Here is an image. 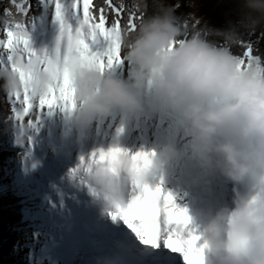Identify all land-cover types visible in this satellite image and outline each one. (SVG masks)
Returning a JSON list of instances; mask_svg holds the SVG:
<instances>
[{"label": "clouds", "instance_id": "9594fccd", "mask_svg": "<svg viewBox=\"0 0 264 264\" xmlns=\"http://www.w3.org/2000/svg\"><path fill=\"white\" fill-rule=\"evenodd\" d=\"M249 8L247 26L255 27L264 21V3L254 0ZM174 9H145L133 29H122L119 70L71 66L78 137L113 116L156 117L165 133L147 163L122 151L86 179L102 201H122L130 183L165 165L189 164L220 177L232 194L191 213L203 264H264V55L233 52L234 31L223 34V43L200 32L185 36ZM52 83L43 67L26 84L10 68L0 70L5 95L27 87L39 97Z\"/></svg>", "mask_w": 264, "mask_h": 264}, {"label": "snow or ice", "instance_id": "6c2138e0", "mask_svg": "<svg viewBox=\"0 0 264 264\" xmlns=\"http://www.w3.org/2000/svg\"><path fill=\"white\" fill-rule=\"evenodd\" d=\"M20 10L25 14L26 21L21 25L0 23V66H7L20 73L22 78L43 66L48 58L46 48H36L33 33L36 32L37 16L32 13V0H17ZM36 10L40 13L41 32L45 19L51 14L58 25L59 34L55 42L57 53L80 57L87 55L95 61L101 71L113 64H122L120 51L114 48L115 34L125 27H135L137 19L141 18L130 10L124 0H36ZM246 53L250 49L245 50ZM66 100L63 87H54L48 95L38 100L28 93L21 96L6 98L9 112L22 130L15 143L17 147L32 155L36 151V140L30 135L31 125L24 127V122L33 116L34 112L41 115L47 112L49 116ZM46 109V111H44ZM30 141V143H29ZM13 143V141H11ZM147 163V156L139 153ZM136 157H134L135 159ZM27 170V156L24 157ZM57 199H60L58 196ZM53 200L46 196L49 209H63L64 202ZM161 199L163 206H161ZM113 222H119L133 233L141 243L154 248L157 252H167L179 260L180 264H203L202 249L198 247V234L188 231L190 217L184 208L177 207L171 194L162 192L159 185L146 186L143 192L134 195L127 204L117 205L114 212L109 213ZM44 235L41 231L34 232V241L38 243ZM48 240L34 248L33 264H49ZM35 245V244H34ZM166 257H153L151 264H164Z\"/></svg>", "mask_w": 264, "mask_h": 264}, {"label": "rangeland", "instance_id": "374dc122", "mask_svg": "<svg viewBox=\"0 0 264 264\" xmlns=\"http://www.w3.org/2000/svg\"><path fill=\"white\" fill-rule=\"evenodd\" d=\"M23 24L24 23H16L13 25L22 26ZM36 26L37 30L35 33H33L34 46L36 48L43 47L48 50V58H45L42 67L46 72L49 73L53 83L49 87L46 94L39 97H36L34 95L31 96L38 100L39 98L48 95L52 88L59 86L65 89L66 100L61 101V106H59L51 116H49L47 112H44L42 115L39 112H34L33 116L30 117L28 121L24 122V127L29 128V126L31 125L33 131H31L30 134L34 137L39 136L40 133H38V129L42 130L44 127L43 122L45 120H48L49 124L46 126V128L52 126L54 122H56V130H61L64 127L65 129L61 131V135H65V139H67V136L69 135L68 133L70 131V136H72V139L69 141L70 143L64 142V144L61 143V145L59 146H51L50 140L39 139L36 141V151L29 156L27 151H24L22 153V149L16 146L15 141L22 131L17 121L12 115L4 120L0 112V194L3 193L9 197L19 200V202L23 206L24 211V217L22 219V222H24V224L22 227L18 228L19 241L17 245L12 246L10 239L7 236H5V238L1 241L2 243H0V264H33L34 248L36 247L38 249L40 247V244L45 242L46 237L49 238L48 248L51 252V255L47 257L49 264H61V259L57 256V252L55 251L56 246H54V244L56 243H54L53 241L54 237H56V234H54L55 231L49 221L48 211L50 209L48 202L45 200V197L50 196L52 198L53 192L56 193L57 196H59V194L63 192L62 186L69 184V187L66 186V188L68 187L67 195L69 196V199L76 200V194L72 189H75L77 187L78 183L75 184L76 179H78V181L80 182L79 173L73 174L71 171H68V169L70 168L71 170V167L73 166H71L72 159H70L69 163H66L65 157L69 152H73L74 150L78 151L79 139V137L75 133L74 128L72 127L71 122V116L75 110L76 102L74 98L73 88L71 86L70 68L77 63H92L95 65L96 63L87 55L74 57L68 56L67 54L63 53H57L55 51V42L59 34V29L58 25L54 22L51 14L46 17L44 29L42 32L40 29L39 16H37ZM119 47L120 32L118 31L114 37V48L119 49ZM249 57H251V55L249 54L244 56V58ZM119 66V64H113L112 67L106 68L119 70ZM8 68L10 67L0 66V70H7ZM11 71L14 74H18L21 84L29 83L32 80L34 73L33 72L29 78H22L19 72L13 69H11ZM26 88L27 87H25L22 92H9L6 97H15L18 93L23 96L25 94ZM44 111H46V109H44ZM120 118L122 117L113 116L110 118H105L103 119V121H105L103 124H105V126H108L109 130L115 123V121H119ZM99 121L100 120L94 122L92 127L88 129L87 135L83 139L84 142L82 141L85 144L88 154H90V145L94 140L93 134L95 133V131L97 133V124L99 123ZM134 126V121L128 124L129 129H133ZM46 128L44 127L45 130ZM47 135L49 134L46 131V136ZM11 141H13V143H11ZM47 150L49 151L48 155L46 154ZM85 155L86 152L84 153V156ZM25 156H27V170L24 166ZM84 160L85 159H83V161ZM74 163L79 162L76 161ZM87 164L93 166V164H91V161H85L83 168ZM92 172L93 169H91L90 174H92ZM25 192H28L32 195L33 193L36 194L35 198L28 199V197L25 195ZM68 204H71V202H69ZM55 210L56 213H60L59 211H61L62 209L57 207ZM98 220L99 224H102L103 219L99 218ZM103 229L106 231V228ZM36 231H41L42 233H44V235L40 237V241L38 243L34 241V232ZM75 257L76 256H74V258L72 259L74 261L73 264H76ZM64 262L66 264L65 260Z\"/></svg>", "mask_w": 264, "mask_h": 264}, {"label": "bare ground", "instance_id": "6f19581e", "mask_svg": "<svg viewBox=\"0 0 264 264\" xmlns=\"http://www.w3.org/2000/svg\"><path fill=\"white\" fill-rule=\"evenodd\" d=\"M132 121H134L135 126L133 129H129L128 124ZM104 122L105 121L101 119L97 124V133L95 131L93 134L94 140L90 145V154H88L85 144L83 143V139L87 135L86 133L83 137H79L78 139V151L72 150L73 152H69L68 155L65 156L66 163H69L70 159H72L71 166H73L71 170L69 168L68 171H71L73 174H80V182L76 179L75 184H78L77 187L73 189L76 194V200L69 199L67 195L69 184L63 185V192L59 194L60 199L64 202L63 209L59 211L60 213H56L55 209L47 210L49 212L50 224L55 231L54 234H56L53 242L57 244H54V246H56L55 251L57 252V256L61 259V264H65L64 260L66 264H73L74 261L72 259L74 256H76V264H85L83 258L91 254H107L106 243L110 241L111 232L109 231L110 228H106L107 226L104 224V220L110 218L106 214L114 212L116 207L112 203H106L104 200L102 201L100 196L98 197V193L93 190L91 183L87 181L86 177L91 175V169L94 171L96 168L111 162L115 156L122 151H128L137 159L141 158L138 156L139 153H144L147 156V160L151 159L155 151V145L164 138L165 134L162 125L159 124L156 117L140 116L135 120H127L122 117L119 121L116 120L113 125L111 124L112 126L109 129L111 132L108 130V126L103 124ZM43 124L46 128L49 121L45 120ZM44 127L42 130L38 129V133H40L39 136H33L36 141L39 139L50 140L51 146H59L61 143H68L72 139L70 131L67 139H65V135H61V131L65 129L64 127H61V130H56V122H54L52 126L46 128V130ZM46 131L49 134L47 135L48 137L46 136ZM117 146L119 147L118 149L116 148ZM48 152L47 150V155ZM85 152L86 155L84 156ZM83 159L85 160L83 161ZM76 161L79 163H74ZM85 161H91L93 166L87 164L83 168ZM204 178H208L209 182L203 183ZM219 181L221 182L222 179L209 176L205 172H200L189 164L180 166L165 165L157 176L151 177L148 186L155 187L159 185L162 192L173 196L174 203L177 207L184 208L188 211L194 207L205 205L207 201H205L203 197L211 194L209 187H211L213 183L215 184ZM85 183H87L86 185L89 191L85 189ZM176 184L179 185L177 191L175 189L178 188ZM66 186L68 187L66 188ZM198 187H202L201 191L198 190ZM143 190L144 186H142L140 182H132L127 186L126 192L128 195H131L132 193L138 194ZM90 191H95L94 198H91L90 194H88ZM216 193L219 195L220 190H216ZM25 195L28 199H33L36 194L33 193V196L27 192ZM52 198L54 200L58 198L56 193H52ZM60 199H57V203L60 202ZM68 201L71 202V204H68ZM125 204H127V201H125L123 205ZM161 205L163 206L162 199ZM99 218L103 219L102 224H99ZM190 224L191 225L188 226L187 229L193 233L196 229L192 223V217L190 218ZM103 228H106V231ZM84 245L89 246L87 250L83 248Z\"/></svg>", "mask_w": 264, "mask_h": 264}, {"label": "trees", "instance_id": "16d2710c", "mask_svg": "<svg viewBox=\"0 0 264 264\" xmlns=\"http://www.w3.org/2000/svg\"><path fill=\"white\" fill-rule=\"evenodd\" d=\"M125 4L140 17L145 9L149 14L158 10L161 6L175 5L174 14L177 24L182 28L185 36L194 32L207 34L209 39L223 43V34L234 31L238 40L232 47V51L241 55H264V21L255 27L247 26L249 21L245 13L250 11L249 5L254 0H124ZM264 3V0H258ZM31 16L40 13L36 10V0H32ZM258 13H252V18L258 17ZM138 20V19H137ZM26 16L20 10L17 0H0V23L16 24L25 23ZM243 21V24L241 23ZM125 28L127 24H125ZM121 30H119L121 35ZM246 49L250 52L246 53ZM120 51V47H119ZM6 95L0 92V112L3 119L11 114L6 103ZM1 137V135H0ZM23 206L12 197L0 194V243L7 236L11 245L16 246L19 241V229L24 222Z\"/></svg>", "mask_w": 264, "mask_h": 264}]
</instances>
